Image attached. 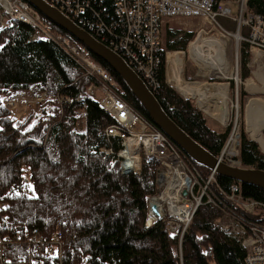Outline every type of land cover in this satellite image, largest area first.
Wrapping results in <instances>:
<instances>
[{"label":"trees","instance_id":"trees-1","mask_svg":"<svg viewBox=\"0 0 264 264\" xmlns=\"http://www.w3.org/2000/svg\"><path fill=\"white\" fill-rule=\"evenodd\" d=\"M89 1L97 13L91 18L109 26L114 1ZM246 12L264 19V0H247ZM39 15L49 30L81 46L87 56L102 65L119 83L122 97L150 120L104 62ZM32 36L33 30L20 22H7L0 30V264H23L21 258L30 251L35 230L47 244L60 236L61 264H245L240 238L221 229L225 211L209 204L198 207L182 235H170L164 221L147 225V203L157 191V163L144 160L139 174L120 175L116 157L119 141L105 136L113 120L97 108L87 92L94 80L84 77L55 44L35 41ZM193 39L191 33L166 31L165 49L175 50V88L184 85V54L180 52H185ZM240 56L244 80L249 75L246 43ZM159 59L155 98L181 130L218 157L230 137V126L223 131L211 129L193 103L167 84L164 51ZM167 62L171 73V55ZM169 83L172 86L173 77ZM31 87L44 93L46 99L35 103L34 110L24 118H13L4 106L7 95ZM82 121L84 131L77 132ZM111 148L113 155L101 152ZM238 152L242 167L264 170V153L244 132L239 136ZM193 164L204 176L210 173ZM234 186L244 198L264 204V191L218 175L211 190L228 211L254 219L224 198Z\"/></svg>","mask_w":264,"mask_h":264},{"label":"built area","instance_id":"built-area-1","mask_svg":"<svg viewBox=\"0 0 264 264\" xmlns=\"http://www.w3.org/2000/svg\"><path fill=\"white\" fill-rule=\"evenodd\" d=\"M45 1L118 54L152 93L159 87L156 72L160 64V52L163 51L161 33L164 21L203 19L213 28L228 34L216 22L219 16H224L237 23L238 33L246 29V34L241 33L239 40L249 46L253 55L264 52V19L246 12L247 0L238 1V18L232 17L231 10L223 7V4H217L216 0H113V16L109 18L110 25L107 27L100 20L96 23L91 18L92 14L97 17V13L92 10L89 0ZM7 22H20L30 27L35 41L52 42L81 69L84 77L94 80L95 84L87 92L96 102L97 108L113 120L105 129V136L109 140L119 141L116 157L120 175L139 174L144 160L157 163V191L147 203L148 226L155 221H164L170 235H182L198 207L209 204L225 211L221 229L226 234L240 238L246 252L245 264H264L263 203L244 198L239 188L234 186L224 198L234 203L244 214L255 215V220L228 211L211 190L215 173L204 176L191 161H186L178 147L122 97L119 83L102 65L87 56L81 46L49 30L41 21L39 13L25 1L0 0V30ZM11 97L4 102L10 114L16 104ZM66 100L71 101L70 98ZM101 152L114 154L112 148L102 149ZM238 155L237 150L226 152L223 148L218 157L222 162L234 166L236 163L240 165ZM30 243V251L21 258L23 264H61L62 241L59 235L47 244L35 230Z\"/></svg>","mask_w":264,"mask_h":264},{"label":"rangeland","instance_id":"rangeland-1","mask_svg":"<svg viewBox=\"0 0 264 264\" xmlns=\"http://www.w3.org/2000/svg\"><path fill=\"white\" fill-rule=\"evenodd\" d=\"M239 1V0H238ZM229 3L223 4V7H228L231 10V16L234 18L239 17L238 6L239 3ZM195 19V18H193ZM197 19V18H196ZM216 22L228 33L225 34L218 30L217 28H213V26H209L201 20H182V19H174L172 21H166L162 27L161 33V42L163 51L166 53V62L167 57L172 56L175 50H167L165 49V35L167 30H173L183 33H191L194 35L193 41L190 43H198V38L200 41H203V38L211 39L215 41H220L223 44L222 55L227 64V76H218L220 71L223 69H219L218 66L213 65L211 73L206 70H202L197 66L195 52L192 48L187 47L185 52H181L184 54L183 56V73L182 77L185 83L188 84H208V85H224L227 86L228 92V118L225 125H221L217 120L213 119L209 113L202 110L198 106V98H193L190 101L193 105L203 114L206 118L208 126L211 129L223 131L224 129L230 126L231 134L228 138V141L224 147L226 152H229L231 149L238 151V143L239 136L241 132H244L246 136L257 143L260 150L263 152V149L260 143L257 141L255 137L249 132L251 128H249L248 122V106L250 102L254 101V104L251 106V110H254L256 107L260 109L263 106L264 109V52L255 53L254 55L251 53L250 48L248 46L249 58L246 64V68L248 70V77L246 79L241 78V47L244 43L242 40H236L235 36L245 35L246 29H242L241 33H238L237 23H234L232 20L228 19L224 16H219L216 19ZM204 31V34L198 32L200 30ZM197 40V41H196ZM189 48V50H188ZM178 53V52H177ZM167 74L166 82L168 85L169 79L173 77V87H174V78L176 75V71L173 68V63L171 62V73L169 72V66L166 64ZM173 72V73H172ZM235 80L237 82H235ZM253 82L255 89L248 87V83ZM175 90V88H173ZM176 91V90H175ZM178 93V91H176ZM179 94V93H178ZM10 95H13L11 97ZM180 95V94H179ZM181 96V95H180ZM14 98L15 100V108L11 114V116L15 119L24 118L28 113L34 110L35 103L45 100V94L41 93L36 87H31L29 90L10 92L7 98ZM10 99V98H9ZM255 101H257L255 103ZM260 104V105H259ZM209 105L215 106L213 103ZM255 116V115H254ZM261 121L257 122L259 124ZM256 123V122H255ZM249 128V129H248ZM77 132L84 131V122L82 121L79 126L76 127ZM261 138L264 141V127L261 129ZM236 167L243 168L241 165L237 163L234 164ZM253 217L255 215H252ZM210 264H215L213 261Z\"/></svg>","mask_w":264,"mask_h":264},{"label":"water","instance_id":"water-1","mask_svg":"<svg viewBox=\"0 0 264 264\" xmlns=\"http://www.w3.org/2000/svg\"><path fill=\"white\" fill-rule=\"evenodd\" d=\"M24 1L49 22L69 34L92 55L104 62L140 103L148 115L149 121L174 143L190 161L210 172H214L215 175L232 180L241 186H253L264 191V170L240 168L226 164L219 157L213 156L193 141L169 118L154 94L118 54L78 27L45 0ZM235 82L237 81L235 80ZM169 86L172 87L171 85ZM182 97L186 100L192 99Z\"/></svg>","mask_w":264,"mask_h":264},{"label":"bare ground","instance_id":"bare-ground-1","mask_svg":"<svg viewBox=\"0 0 264 264\" xmlns=\"http://www.w3.org/2000/svg\"><path fill=\"white\" fill-rule=\"evenodd\" d=\"M182 20H201L204 23L208 24L209 26H212L203 19H182ZM165 22L166 21H164L163 24ZM200 33L204 34V31L201 29L198 32V34ZM237 37L238 36H235V39L238 41L239 38ZM205 38H203V40ZM199 39L200 38H198L197 40ZM193 44L194 43L190 44L189 47H191L195 52L197 66L200 69L209 71L211 73L213 65H216L219 67V69H223V71L219 72L218 76H223V77L227 76V64L222 55V50H223L222 42L218 41L217 43H214L213 40H206L204 43H198L195 46H193ZM174 54L175 53H173L172 55ZM171 62L173 63L172 56H171ZM248 87L255 89L253 82H249ZM176 90L184 97L192 98V99L197 97L198 106L200 109L209 113V115L213 119L217 120L221 125L226 124L228 118L227 86L208 85V84H199V83H194V84L185 83L183 87L176 88ZM256 102L257 101H255V103ZM210 103H213L215 106L209 105ZM252 104H254V101L250 102V105L247 108L249 128H251L249 132L252 134L253 137L257 139V141L260 143L264 151V141L261 138V129L264 127V109L262 106L260 109H257L256 107L254 110H251ZM259 121L261 122L257 124V122Z\"/></svg>","mask_w":264,"mask_h":264},{"label":"crops","instance_id":"crops-1","mask_svg":"<svg viewBox=\"0 0 264 264\" xmlns=\"http://www.w3.org/2000/svg\"><path fill=\"white\" fill-rule=\"evenodd\" d=\"M206 40H211V39H206V38H205L203 41L198 40V43H204ZM213 42H214V43H217L218 41L213 40ZM198 43H194L193 46H195V45L198 44ZM190 48H191V47H190ZM192 50H193V49H192ZM223 50H224V49H223ZM194 55L196 56V54H194ZM174 79H175V78H174ZM184 84H185V82H184ZM172 86H173V85H172ZM175 89H176V88H175Z\"/></svg>","mask_w":264,"mask_h":264}]
</instances>
